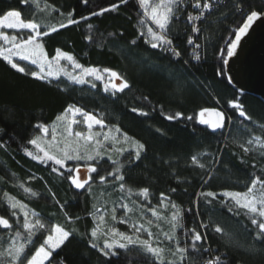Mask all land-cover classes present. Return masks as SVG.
I'll use <instances>...</instances> for the list:
<instances>
[{
	"label": "trees",
	"instance_id": "1",
	"mask_svg": "<svg viewBox=\"0 0 264 264\" xmlns=\"http://www.w3.org/2000/svg\"><path fill=\"white\" fill-rule=\"evenodd\" d=\"M236 2L222 0L218 3L199 23L201 31L198 33L191 32V25L186 19L187 9L180 13L178 21L173 19L170 36L181 52L177 58L164 49H152L145 43L147 37L141 36L140 32H146V28L139 23L142 12L136 0H129L116 11L100 16H91L90 13L119 3V0H88L87 4L83 0H38L40 8H44L45 3L51 5V9L45 11H40L31 3L22 4L20 0H0V14L18 9L25 20H34L43 31H47L49 26L66 24L67 13L72 12L79 23L59 28L40 38L49 58L59 48L71 54L84 67L116 71L130 85L122 92L111 89L106 92V80L102 82L91 77H86L91 82L84 84L69 81L64 75L38 80L16 72L0 58V145H4L0 147V215L5 218L10 216L4 196L7 193L27 205L30 212L37 213L49 229L51 225L58 224L72 232L65 244L53 253L51 264H59L61 260L65 264H151L152 257L138 246H130L128 250L118 249L119 255L111 258H105L91 248L90 232L98 221L94 222L90 213H94L96 207L101 208L105 217V223L101 225L104 231L117 222L112 220L110 211L116 207L117 219L128 218L136 224L145 223L147 227L146 220L150 217L153 220L150 230L154 234L167 232L170 230L167 219L157 221L147 210L150 206L156 207L161 217L170 218L174 210L168 201H165L166 207L160 206L161 193L181 208L183 226L176 229V238L181 247H189V257L182 264H203L215 254L220 255L223 264H264V240L256 239L258 228L251 224L244 210L236 209L230 199L220 195L225 190L246 191L253 178L264 179V157L259 151L245 155L239 146L253 134L264 138V129L261 128L264 125V101L257 95L237 89L229 81L224 63L227 45L234 39L236 29L242 26L246 13L250 9L264 12V2L244 0L243 12L235 8ZM81 16L88 19L82 20ZM145 22L156 30L151 21L145 18ZM0 31L17 34L12 29ZM28 34V30L19 32L24 37ZM189 35L193 36L194 44L200 45L198 50L193 44H187ZM86 36H91L92 40L85 39ZM0 44L3 42L0 41ZM193 51L199 54V60L192 58ZM17 62L26 65L29 71L39 70L29 62ZM60 64L68 71H80L73 70L67 61L61 60ZM221 69L223 75L218 74ZM92 83L96 84L95 88ZM230 100L243 105L252 120L241 118L238 111L229 106ZM68 105L98 113L106 127L96 125L93 133L111 129L112 135L121 139L115 148H126L128 151L120 155L113 150L94 161H65L71 167L58 172L52 171L53 167L59 168L52 161L41 162L27 155L25 149L33 155L42 154L28 143L33 138H41L37 125L60 123L56 117ZM215 107L224 111L227 117L224 128L217 132L198 122L201 109ZM133 108L148 115L133 112ZM176 112H181L183 116L178 120L165 118ZM113 126L120 128V132H115ZM57 131L61 132L56 136L59 144L67 139L75 146V137L67 138L61 126ZM122 134L145 145L139 160H133L134 149L130 142H123ZM96 139L103 140V136ZM80 143L83 144V141ZM112 147L110 139L104 142L102 151ZM109 155L119 161V174L124 175V181L107 176L116 167L108 160ZM193 156L205 167L193 164ZM254 163L256 167H253ZM87 165L96 166L98 174H87ZM76 167L80 168L82 175L91 176L84 189H75L67 179V170ZM101 175L107 177L105 183L100 182ZM120 183L126 186L124 192L119 189ZM25 187L37 195L24 192ZM145 187L149 189L147 198L138 195ZM173 188L175 192L171 191ZM128 189H131V194ZM208 191L216 193V199L198 195ZM124 203L133 209L127 216L125 210L117 206ZM61 204L64 210H61ZM230 207L232 211L228 210ZM15 211L17 215L9 220L13 228L0 227V250L12 242L16 222L22 225L23 215L19 209ZM65 212L72 217L71 221L66 218ZM117 224L121 230H126L123 224ZM201 224L206 227L201 228ZM216 226L221 227L223 232L216 233ZM188 229L202 233L206 239L198 247L208 248V253L192 252ZM20 230L23 232L22 228ZM46 234L45 231L37 232L33 236L35 246L29 244L26 251H34ZM139 235L142 239L148 238L146 232ZM103 239L101 237V244ZM161 246L174 250L175 244L165 240ZM177 259L171 251H166L165 264L167 260ZM44 264H49V261ZM178 264L181 262L178 261Z\"/></svg>",
	"mask_w": 264,
	"mask_h": 264
},
{
	"label": "snow or ice",
	"instance_id": "2",
	"mask_svg": "<svg viewBox=\"0 0 264 264\" xmlns=\"http://www.w3.org/2000/svg\"><path fill=\"white\" fill-rule=\"evenodd\" d=\"M22 4H34L36 8L40 11H45L46 9H51V5L45 3L44 8H40L38 0H20ZM139 9L142 12V17L139 23L146 28L145 31H141V36H146L145 43L149 44L152 49L161 48L175 57H180L181 52L177 50V47L174 45V40L171 38V24L173 19L179 20L180 13L185 10V6L190 5L192 9L196 10V14L193 12L187 13V23L191 25V32L198 33L201 29L197 26L196 21H201L205 17L206 13L210 12L214 6V0H136ZM83 3L87 4L88 0H83ZM129 0H119V3L110 4L108 7L100 8L99 11L90 13L91 16H100L109 11H116L121 4H128ZM235 8L239 11H244V0H237L235 3ZM58 11V9H52ZM64 15V13H60ZM145 18L148 21H151V24L155 25V29L150 27L145 22ZM264 18V12L250 9L245 17L242 26H239L234 35V39L230 41L227 45V56L231 57L234 55L237 45L240 43L242 37L247 33L248 29L252 26L253 22ZM80 19L86 20L87 16H81ZM79 23L78 20L73 18V13H67V23H60L57 26H49L47 31H43L41 26L36 23L34 20H25L23 18L22 12L18 9H9L3 14H0V29H12L15 30L17 34H7L4 31H0V41L3 44H0V58H2L12 69L18 73L25 75H31L32 77L38 80L45 79H55L59 75H64L69 81H72L76 84L90 83L91 81L86 79V77H91L97 81H105L104 91H109L111 89L113 92H122L125 89L129 88L130 85L126 79L122 78L116 71L110 70L108 68L103 69L102 71L96 67H84L78 63L75 58L67 53L57 48L55 55L49 58L48 54L45 52L43 43L40 42V38L48 36L52 32H56L59 28H66L69 25ZM89 29L92 28V25H88ZM21 30H28V35L26 37L20 36L19 32ZM112 35V33H109ZM85 39L92 40L91 36H86ZM135 44V41H132ZM194 43L193 36L189 35L187 38V44L192 45ZM200 45L197 44L196 48H199ZM16 58V59H14ZM192 58L194 60H199L200 56L197 52L193 51ZM223 58V57H222ZM67 61L73 70H80L79 72L68 71L64 66L60 64V61ZM17 61H26L31 65H35L39 70L38 71H29L26 65H22ZM187 63V61H185ZM224 63H228L227 59H224ZM55 68V71L53 70ZM223 75V70L221 69L218 73ZM116 81H120L116 83ZM93 88L96 87L95 83H92ZM145 100L148 99L147 96L144 97ZM229 106L236 109L240 117H243L246 121H251L252 117L249 116L243 105L239 104L235 100H230ZM133 112H138L140 115H148V113L140 111L139 109L133 108ZM71 113L72 119L68 120L67 127L65 132L67 138L75 137V146L73 147V142L67 140L64 142V146L60 147L59 143L56 141V129L55 127L52 130V141L51 142H42L39 137L33 138L28 141V143L34 145L40 153L43 155H33L32 152H25L27 155L32 156L33 159L44 161H52L55 165H58L59 168L53 167V172H58L59 169L66 168L65 161L71 160H87L94 161L99 157L104 156L107 152L115 150L116 152L123 155L124 152L128 151L126 148H115V145L121 143V139L112 135V130L108 132L93 133L92 129L94 125L100 126V128L106 127L105 121L101 118H98L92 113L84 111L80 107L75 105H68L64 112L57 116V121H64L67 119V115ZM206 114L214 117V119H206ZM83 116L84 123L87 126L88 132L85 134L81 131H73V125L78 124L79 121L75 119L76 116ZM183 116L181 112H176L174 115L166 116L168 120H178ZM189 120L192 119L191 116L188 117ZM227 117L224 112L219 111L215 108L201 109L198 113V122L203 125H207L213 132L218 129H222L225 126ZM40 128L41 132L47 135L48 128L44 125H37ZM115 127V126H113ZM261 128L264 129V125H261ZM159 131V129L157 130ZM250 131V130H249ZM115 132L119 133L120 128L115 127ZM103 136V140L96 139V137ZM112 140L113 147L103 150V145L105 141ZM122 140L124 143H131L134 149L133 160H139L141 158V153L145 150V145L139 141L132 140L127 134H122ZM83 141V144L80 143ZM43 143H47L48 147L42 146ZM4 145H0L3 147ZM240 148L243 150L245 155L249 153H254L259 151L260 155L264 157V138L261 135H251L246 142L241 143ZM108 160L112 162L116 167L113 171L107 173V176L114 177L117 181H124L125 177L120 173L121 165L118 160H113L112 156H108ZM192 163L198 165L200 168H204L205 165L200 163L196 156L191 158ZM253 167H256V164H253ZM67 179L74 186L75 189H84L88 185L91 176H85L81 174L80 168L76 167L73 169H68ZM87 174L97 173L98 169L96 166L87 165L85 168ZM115 174V175H114ZM63 175V173H61ZM2 179V178H0ZM101 183H105L107 180L106 176H99ZM259 186V187H258ZM125 184L120 183L119 189L121 192L125 191ZM131 194V189L127 190ZM175 192L176 189L171 190ZM24 192L30 193L32 196L37 195L30 188L25 187ZM139 196L147 198L149 195L148 188L140 189ZM160 206L166 207L165 201H168L171 208L174 210L170 216L161 217L160 212L156 207H148V211L151 212L152 216L156 218L157 221L161 219H167L170 224V230L167 232H160L154 234L150 227L153 224V220H146L147 227L145 223L131 224L132 235L127 234L126 232L119 231L116 227H108L107 231H104L101 228V225L105 223L104 214L101 211V208L96 207L93 215L94 222L96 226L91 229L90 236V247L96 249L101 256L105 258H111L118 256V249L128 250L130 246L139 247L142 252L150 255L152 257L151 264H165V253L166 251H171V255L177 257V260H167L166 264H178V261L184 262L189 257V247H181L179 241L176 238V229L183 226L182 212L179 205L166 196L164 193H161ZM198 195L204 197H210L213 200L216 199V193L212 191L201 192ZM222 195L225 199H230L236 209H242L245 211V214L248 215L251 219V224L258 228L256 232V239L264 240V179L260 177H255L251 180V184L247 187L246 191H223ZM6 197V202L10 210V216L5 218L4 215H0V227L5 229H12L13 225L9 223L11 216H16V209H19L20 213L23 215L22 225L17 221V228L12 237V242L3 250H0V264H44L45 261H49L51 264V259L53 253L61 248L62 245L69 239L72 235V232L65 230L58 224L51 225L50 229L48 225L37 215L35 212H30L27 208V205L21 203L19 200H16L15 197L8 196L7 193L4 194ZM59 203V202H58ZM132 203H135L133 201ZM118 207H121L125 210V216L128 212L133 211L128 204H118ZM61 210H64V205H60ZM143 209V205L140 206ZM232 211L230 207L228 209ZM112 213V220H117L116 216V207L110 209ZM239 215V211L236 213ZM66 218L71 221L72 217L65 212ZM79 219V217H77ZM141 219H144L141 217ZM119 223L127 224L129 223L128 218H120ZM159 227V225H157ZM201 228L206 227V225L201 224ZM22 228L23 232L20 230ZM45 231L47 234L44 236L43 242L39 244L38 247H35L34 251L30 249L26 251V247L29 244L35 246L33 241V236L37 232ZM147 233V239H142L139 235L141 232ZM214 231L216 233H222L223 229L219 226H216ZM188 235L191 239L190 248L192 252L196 253H208L210 250L208 248L198 247L200 242L206 239L201 232L196 231L195 229H188ZM26 234V235H25ZM101 237H104L102 244L100 243ZM163 237V240H161ZM23 239V242H21ZM168 241L174 243V250L166 249L162 247L163 241ZM59 264H65L63 260ZM195 264V262H194ZM204 264H223V261L220 256H212L211 258L204 261Z\"/></svg>",
	"mask_w": 264,
	"mask_h": 264
},
{
	"label": "water",
	"instance_id": "3",
	"mask_svg": "<svg viewBox=\"0 0 264 264\" xmlns=\"http://www.w3.org/2000/svg\"><path fill=\"white\" fill-rule=\"evenodd\" d=\"M227 60L225 73L229 81L240 91L257 95L264 101V18L253 22L237 45L234 55L227 56ZM215 109L222 111L217 107ZM205 118L214 119L208 114Z\"/></svg>",
	"mask_w": 264,
	"mask_h": 264
},
{
	"label": "rangeland",
	"instance_id": "4",
	"mask_svg": "<svg viewBox=\"0 0 264 264\" xmlns=\"http://www.w3.org/2000/svg\"><path fill=\"white\" fill-rule=\"evenodd\" d=\"M153 2H156V0H153ZM15 59V58H14ZM54 70V69H53ZM55 71V70H54ZM86 112H88V111H86ZM88 113H92V114H94V115H96L98 118H101V116L98 114V113H96V112H88ZM73 117H72V114L71 113H69L68 115H67V119L66 120H64V121H61L60 123H55V124H53V125H47L46 127L48 128V133H47V135H45L44 133H42L41 132V140H42V142H51L52 141V130H53V128L55 127V129H56V133H57V135H61V132L60 131H57V129H59V126H61L62 127V129L65 131V129H66V127H67V122H68V120H71ZM75 119H77L78 121H79V123L78 124H75V125H73V131L75 132V131H81V132H84L85 134H87V132H88V129H87V126H86V124L84 123V117L83 116H80V115H78V116H76L75 117ZM94 126H96V125H94ZM93 126V127H94ZM56 141H57V139H56ZM57 142H59V141H57ZM44 145H48L47 143H43ZM42 144V145H43ZM59 146L60 147H63L64 146V141L63 142H61L60 144H59ZM41 155H43V153L41 154ZM66 167H71V165H68V164H66ZM120 219V218H119ZM119 219H117L116 221V223H114L111 227H116L119 231H122V232H126L127 234H129V235H132V229H131V224H133V222H131V221H129V223H127V224H123L125 227H126V230H121V228H120V226L117 224V223H119ZM149 219L151 220V218L149 217ZM141 233H143V231L141 232ZM140 234V233H139Z\"/></svg>",
	"mask_w": 264,
	"mask_h": 264
},
{
	"label": "built area",
	"instance_id": "5",
	"mask_svg": "<svg viewBox=\"0 0 264 264\" xmlns=\"http://www.w3.org/2000/svg\"><path fill=\"white\" fill-rule=\"evenodd\" d=\"M222 2V0H214V6H213V8H212V10L216 7V5H218V3H221ZM185 9H187V13L188 12H193V14H196V10L195 9H192L191 7H190V5H188V6H185ZM187 13H186V17H187ZM204 18H202V20H203ZM201 20V21H202ZM201 21H196V24H197V26L199 27V23H201ZM193 45H194V47H195V49L196 50H198V48H196V43L194 44L193 43ZM218 254H215V255H213V256H217ZM218 256H220V255H218ZM203 264H204V262H203Z\"/></svg>",
	"mask_w": 264,
	"mask_h": 264
},
{
	"label": "flooded vegetation",
	"instance_id": "6",
	"mask_svg": "<svg viewBox=\"0 0 264 264\" xmlns=\"http://www.w3.org/2000/svg\"><path fill=\"white\" fill-rule=\"evenodd\" d=\"M86 176V175H85Z\"/></svg>",
	"mask_w": 264,
	"mask_h": 264
}]
</instances>
